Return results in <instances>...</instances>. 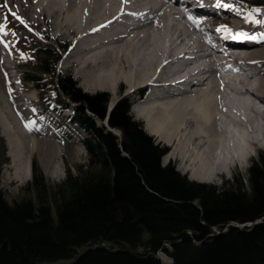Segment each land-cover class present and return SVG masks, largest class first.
Masks as SVG:
<instances>
[{
	"label": "trees",
	"instance_id": "1",
	"mask_svg": "<svg viewBox=\"0 0 264 264\" xmlns=\"http://www.w3.org/2000/svg\"><path fill=\"white\" fill-rule=\"evenodd\" d=\"M44 36L45 43L26 33L17 39L18 81L32 83L40 99L53 91L56 104L63 105L61 94L74 103L67 119L85 133L87 163L50 185L32 159L31 180L18 196L0 189V264H161L158 250L172 264H264V220L227 225L264 217V155L248 169L249 193L241 177L218 188L162 167L165 149L131 121L125 99L108 119L120 140L95 125L107 96L82 92L70 73L57 70L58 49ZM5 151L0 137V171Z\"/></svg>",
	"mask_w": 264,
	"mask_h": 264
},
{
	"label": "bare ground",
	"instance_id": "2",
	"mask_svg": "<svg viewBox=\"0 0 264 264\" xmlns=\"http://www.w3.org/2000/svg\"><path fill=\"white\" fill-rule=\"evenodd\" d=\"M25 1L32 2L35 13L41 15L46 12L52 17L56 30L64 29L66 33L75 35L77 41L64 56V61L75 66L87 92L115 94V88L122 86L127 87L128 94L160 90L153 99L144 95L140 97L142 105L135 117L147 122L145 130L149 135L171 146L169 159L178 160V171L188 173L190 179L212 182L216 174L230 169L228 163L234 164L232 158L227 162L225 154H222L224 158L221 157L213 167L206 153L209 148L204 147H220L221 134L226 135L223 131L225 122L245 129L244 136L236 138L232 149L234 154L226 151L235 156L236 161L245 160L250 144L260 141L250 143L252 132L264 138L260 124L255 125L254 131L248 130L254 118L246 113L258 116L264 127V39H261L264 23L254 22V19L264 21V14L253 12L249 4L220 0L228 3L232 10L227 8L230 12L212 15L204 6H199L192 12L193 18L189 19L187 14H179L159 0ZM221 23L234 30L241 29L257 39L246 44L227 45L220 52L204 53L211 43L208 34ZM191 33L195 36L190 37ZM0 45L6 47L2 41ZM0 52V69L3 70L7 68V62L2 50ZM218 53L223 57L220 61L216 58ZM224 61L237 64V68L229 71L222 65ZM213 64L219 66L223 76L213 72ZM206 69L210 74L199 81L197 75ZM251 80L257 81V87ZM10 82L7 83L0 74V102L3 98L0 127L7 140L8 155L15 161V164H10L14 169L12 176H6L5 180L21 183L29 179L33 148L41 156L44 172L58 179L63 148L48 138L40 141L43 138L30 136L31 130L23 124L12 104V97L8 95ZM183 84H186V90L181 91ZM224 87L245 98L238 101L239 97L233 98L224 92ZM258 102L263 103L262 110H259ZM218 115L225 120H219ZM75 152L78 154L79 150ZM5 171L3 169L2 176Z\"/></svg>",
	"mask_w": 264,
	"mask_h": 264
},
{
	"label": "rangeland",
	"instance_id": "3",
	"mask_svg": "<svg viewBox=\"0 0 264 264\" xmlns=\"http://www.w3.org/2000/svg\"><path fill=\"white\" fill-rule=\"evenodd\" d=\"M1 2H3V6L0 7V28H2L3 30L0 31V41L4 42L6 47H1V45H0V50H2V52L5 56V59H6L5 62H7V68H3V70L0 69V74L2 75L3 78L6 79L7 83H8V81L9 82L11 81L8 84V88L11 91L8 93V95L12 97V99H13L12 104H14L13 106L15 107V111L18 113V115L21 116V120H22L23 124L25 126L30 125V127H27L31 130L30 136L33 138H36V139L43 138V139H39L40 141H43L44 139L48 138V139H50L51 142H53V144L55 143L57 145H61V147L63 148L64 153L62 154V160L60 161L61 162V167H60L61 172H60V175L57 176V177H59L58 179H54L48 174V172L47 173L44 172V170L42 169L41 163H40V157L41 156L39 155V153L36 152V148H33V153L31 156L32 158L35 159L37 164L40 165V168L43 171V175H44L45 179L47 180V182L50 185H54V184L60 183L64 179L67 171H69L73 175L76 174V169H75L76 164L85 165L87 163V153H86L84 147L81 145V139H82V137H84V134L80 131H77V129L75 127L71 126L69 124V122L62 117L66 114H69L70 113L69 110L64 111V113H62V115H59L58 111H59V109H62V108H60L59 105H56V107L54 109L51 105V99H49L46 102H44V101L40 102L38 100L37 90L34 87H31V86L29 87L27 85L26 89H22L19 86V83H16L17 81L15 82L17 70H14L13 60L15 58H17L19 56V54H18L17 50L15 49V45H14L15 41L14 40L16 39L15 36L18 34L15 35L14 33H11V34L8 33V30H7L8 26L5 24L3 11L8 12L9 15L13 18L12 20L16 21V23L18 25L23 26L28 32L35 35L37 37V39H42L41 34L39 32H40V30H43L44 28H46V26L48 25L50 27V36H52V38L53 37L55 38V36L57 35V36H59L58 38L61 39L62 42L66 43L65 50H64L63 54L60 55V60L57 63V67L64 72H71L72 75H74V77H76L78 79L80 88L84 92H87L86 86H84V81L82 80V77L80 76V74H77L75 66L64 61V56L71 51L72 47H74V44L76 43L77 38L73 34L66 33V31L64 29L56 30L53 26L52 21H51L52 17H49V15L46 12H44L41 15L35 13L33 11L34 7H32L33 6L32 2L28 3L25 0H0V3ZM4 5H7V7H4ZM24 5H26L27 7ZM29 7L30 8L32 7V8L30 9ZM13 12L16 13V15L19 16L24 21V23H21L20 19H17L16 17H14L11 14ZM31 16H33V17H31ZM52 28H54V30H56V31H54ZM1 55L2 54L0 52V57H1ZM0 66H1V63H0ZM251 81H252L253 86L257 87L256 86L257 81L256 80H254V81L251 80ZM115 91H116L115 94H112L109 92H104V91L89 92V94H97V93L105 94L107 96V103L106 104H108L109 106L111 104H114V102L117 103L119 101V99L122 97H127L131 101L135 100L136 96H132V95L127 96L126 95V93H128L129 90L127 91V87L125 88V86H122L121 88H117V89L115 88ZM48 94H51V93H48ZM232 94H235V93L232 92ZM231 96L235 99H237V96H238L239 97L237 99L238 101H240V98H245V97H240L239 95H234V96L231 95ZM2 99H1V102H2ZM259 106L260 107L263 106V103L260 102ZM107 110L108 109H106V111ZM250 117H252V116H250ZM132 118L134 119L135 122H137L141 125L140 128H141L142 132L144 134H146L151 139V141L154 145H157L159 148L167 149V152H166L167 156H165L164 158L162 157L160 159L161 165L162 166H164V165L172 166L175 169V171H177L180 175H183L187 179L192 181V179L189 178L188 173H181L180 171H178V169H177L179 167L178 164H180V162L178 160H175L173 158L169 159L168 151H170L171 146L165 145L164 143L157 141L156 137L149 135L145 130V126L147 124V122L145 120H144L145 121V123H144V122H142L141 119H138V118L136 119L135 116H133V115H132ZM252 121H253V123H252ZM252 121H250L251 123L248 125L249 131H254L255 130L254 127L256 124H258V125L260 124L259 126H260L261 131L264 130V127L261 126L260 118H258V119L254 118ZM99 124H101V122H99ZM231 125L232 124L228 125V127H227V130H231V132H228L229 134L226 133V136H228V137H226V140L224 139L225 138L224 133L221 134L222 138L219 140V143H218V145L221 144L220 147L217 146L216 149L214 147L211 149L209 146L204 145V147L206 149L208 147L209 150H206L204 147H203V149L206 150V153L210 157V162H211V165L213 167H216L215 165H217L218 162L221 160V157H222L221 155L225 154L224 157L226 156V158H224V157H222V158H224L227 162H229L228 158H232V161H234V164L228 163V165L229 164L231 165L230 169L231 168L232 169L231 170L227 169L225 172H222V173L220 172L219 174H216L214 176V180L212 182H203V183L209 184V185H214V186L220 188L224 185L225 182H226V184H234L236 182L235 180L238 179V177L239 178L241 177L242 186H243L244 190L247 193H249V190H248L249 182H248V176H247L248 175L247 174L248 169L252 165V162H256L259 159L260 154L264 155V146H263L264 138L261 137V135L260 136L257 135V132H252L251 136H253V137H252L250 143H252V142L257 143L256 140L259 141V139H260V141L257 144H250L251 147L250 148L248 147L247 156L250 155L251 149L254 150L253 151L254 154L250 157V159L247 160L246 164L243 163L244 159H239V161H236L235 159H237V158L235 156L232 157L229 155V153L228 154L226 153V151H230L231 154H234V153H232V149L234 148L233 145L236 142V137L233 133H234V129L236 126L232 125V127H231ZM232 130H233V132H232ZM254 135L257 136V138L254 137ZM0 136H2L4 141H5L6 153H8L9 148H8L6 138L2 135V127H0ZM75 148L77 150H79L78 154L75 152V150H76ZM222 149H224L223 153L221 152ZM171 150H172V148H171ZM216 153H217V156L215 155ZM212 158L216 159V160L213 161ZM166 160L168 162L167 164H165ZM239 162L242 164L241 165L238 164ZM12 163L15 164V161L13 160L12 157H10L8 155V162L3 164L1 171H0V189L2 191H5L7 194L18 196L20 190L26 186L30 177L27 181H24L21 183L20 182L17 183L14 180H10V181L7 180L6 181L5 180L6 176H8V177L12 176V173L14 170L12 167H10V164H12ZM237 165H239V166H237ZM3 169L6 170L4 176H2ZM228 170H230V171L227 172ZM193 181H196V180H193ZM197 182H199V181H197ZM236 184H237V182H236ZM243 224H245V223H243ZM243 224L231 222L227 225L228 226L229 225L234 226L237 228H243V227H245ZM223 228H222L223 231L226 230V227H223ZM215 231H218V230L215 229Z\"/></svg>",
	"mask_w": 264,
	"mask_h": 264
},
{
	"label": "snow or ice",
	"instance_id": "4",
	"mask_svg": "<svg viewBox=\"0 0 264 264\" xmlns=\"http://www.w3.org/2000/svg\"><path fill=\"white\" fill-rule=\"evenodd\" d=\"M217 7H219L220 6V3H219V0H217V5H216ZM226 7H230L229 5H225ZM4 7H7V5H4ZM255 11L256 12H259L260 11V9L259 8H257V9H255ZM14 17H16L17 19H20V22L21 23H24V21L19 17V16H17L16 15V13H11ZM193 17L191 16V15H189V19H192ZM254 19V18H253ZM254 22L255 23H257V24H260V23H264V21H260V20H255L254 19ZM26 26V25H25ZM3 29L2 28H0V31H2ZM217 31H229L228 29H227V27L226 26H221L220 28H218L217 29ZM236 39H248V40H255V39H257V37H255V36H248L246 33H244V32H239V33H237L236 34V37H235ZM261 39H264V35H262L261 36ZM26 127H30V125H26Z\"/></svg>",
	"mask_w": 264,
	"mask_h": 264
}]
</instances>
